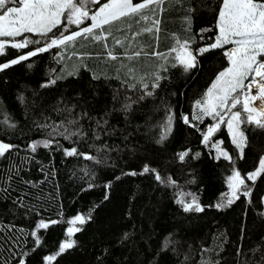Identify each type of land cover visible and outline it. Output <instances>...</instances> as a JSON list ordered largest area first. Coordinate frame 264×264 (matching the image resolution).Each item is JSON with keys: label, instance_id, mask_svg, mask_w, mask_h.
I'll return each instance as SVG.
<instances>
[{"label": "trees", "instance_id": "trees-1", "mask_svg": "<svg viewBox=\"0 0 264 264\" xmlns=\"http://www.w3.org/2000/svg\"><path fill=\"white\" fill-rule=\"evenodd\" d=\"M221 5L222 0H164L162 10L152 17L160 21L158 32H144L132 40L134 33L152 27L151 20L139 25L127 21L120 25L127 29L132 24L126 33L113 30L115 39L127 35L124 48L114 45L113 37L107 40V48L103 41L81 38L67 50L53 47L0 72V121L7 115L16 124L13 129L0 123V140L16 146L0 158L4 177L0 180V264H19L21 258L26 264H46L43 258L57 252L66 239L76 243L48 264H264V175L254 183L247 181L249 197L241 195L224 210L214 207L222 194L230 192L226 181L233 165L223 157L216 159L212 145L222 141L220 148L234 159L239 150L226 123L203 143V134L217 120L207 115L194 119V114H201L195 102L229 67L225 51L232 45L197 55L196 66L187 71L177 47V38L187 40L196 54V49L214 43ZM89 7L95 11L97 6ZM90 23L89 19L79 26L70 24L67 30L58 27L48 36L21 33L20 40L27 37L40 43L12 49L10 42L0 63L45 46L61 31L67 35ZM109 49L118 59L107 56ZM141 49L139 57L128 58ZM153 52L163 53L164 58ZM128 68L134 71L129 73ZM156 75L161 79L153 87ZM57 76L64 78L41 86ZM146 92L152 95L141 100ZM129 104L131 108L125 110ZM235 110H241V105ZM169 116L173 117L171 130L158 143ZM54 128L78 130L82 135L69 140ZM241 130L248 142L235 168L245 175L264 157V130L251 124H242ZM44 140L51 141L48 148L42 144L35 152L29 148L33 141ZM73 147L94 159L66 156L64 149ZM187 150L189 155L181 161L178 154ZM144 165L163 178L171 177L175 184L157 181L153 172L139 174ZM193 196L203 211H184L179 201L191 203ZM77 214L91 219L83 225L69 224ZM41 219L49 227L36 229L42 237L37 245L30 232ZM69 227L81 231L68 237Z\"/></svg>", "mask_w": 264, "mask_h": 264}, {"label": "snow or ice", "instance_id": "snow-or-ice-1", "mask_svg": "<svg viewBox=\"0 0 264 264\" xmlns=\"http://www.w3.org/2000/svg\"><path fill=\"white\" fill-rule=\"evenodd\" d=\"M164 3V0H0V37H17L21 33H36L40 36H48L53 32V29L63 27L67 30L68 25H81L85 20H91V23L86 27H81L77 31H71L70 34L65 35L64 31L60 32L59 36L50 38V43H47L43 47H35L34 50L28 51L26 54H21L16 58L7 60L0 63V72H3L14 65H18L21 62L28 61L29 58L37 56L39 53L48 52L53 47H61L67 50L69 46L79 42L81 38L87 40L91 38L94 41L105 42V48L108 47L107 40L109 37H113L114 45H119L121 48L125 47V41L128 40L125 34L124 39H115L113 30L116 32L130 30L132 24H127V29H122L120 25H124L127 21H133L139 25L141 21L151 20L152 27H145L140 32H136L132 36V40L140 36L144 32H152L153 30L159 31L160 21L158 19H152L155 16L160 5ZM90 5H96V10L92 11ZM162 10V9H160ZM192 10L189 9V12ZM91 13V14H90ZM151 13V16L149 15ZM190 24V17L188 18ZM218 35L214 43L208 47H202L196 49V54L188 48V41L181 42L177 38V47L181 49L182 56L180 57V63L185 66V71L194 68L197 64V55H203L213 49L222 48L225 45H234L231 51H225V56L228 58L229 67L221 71L215 81L208 88L205 96L202 100L195 102V107L201 110L200 115L194 114V119L203 120V116H212L217 120V123L210 125L207 128L206 133L203 134V143H207L216 132L222 123L227 124L228 132L231 137L232 143L239 150V155L234 159L232 155L225 149L220 148L222 141H218L212 146L217 149L216 159L223 157L225 160L230 161L233 165L231 175L227 177V184L230 189L229 193L222 194L221 200L214 205L218 210H224L230 207L240 196L249 197L251 195V188L247 181L253 183L264 175V157L259 161V166L253 171L245 175L235 168L236 159H242L245 147L247 146V137L245 131L241 130L242 124L255 125L256 128L264 130V0H222V5L218 13L217 18ZM208 31V30H201ZM10 42L6 39H0V55H6L5 49ZM39 40H32L30 38H23L21 41L11 42L12 49H25L30 44L38 45ZM127 47L131 48V41L128 42ZM173 51L176 48L172 49ZM77 53L72 52L75 56ZM142 54L141 51L133 52L132 56L139 57ZM147 55V53H144ZM152 55L164 58L163 53L153 52ZM57 56L62 60L64 55L60 52ZM107 56L116 60L118 57L113 54L112 49H109ZM59 62V61H58ZM31 67V65H29ZM126 67L122 65V68ZM119 71V70H118ZM134 69L128 68V72L132 73ZM70 75H74L75 72H70ZM63 76H57L55 79H50L42 87H48L54 85L57 80L63 79ZM94 79H99L98 76H94ZM161 77L156 75L155 83L153 87L159 86V80ZM135 88L136 85H129ZM148 85L145 84L144 88ZM255 89V94H253ZM152 92H146L140 99L143 100L145 96H151ZM259 100L261 106L259 109L253 107V103ZM237 105H241V110H235ZM131 105H125V110L130 109ZM243 113V115H242ZM228 117L225 120V117ZM173 117L169 116L167 122L164 125L165 131L161 134L158 143L167 139V134L171 130V122ZM185 123L189 122L187 116L183 117ZM7 125L8 128H15L16 124L11 122V118L7 115L0 121ZM75 121H69V124H73ZM47 127V126H44ZM59 127H63V124ZM56 134L64 136L65 139H71L72 136L82 135L78 130L76 132H69L65 128L64 132H59L57 128H54ZM42 144L43 147L48 148L51 144L50 140L33 141L29 144V148L35 152L37 146ZM16 146L10 143H6L0 140V158L6 157ZM66 156H84L87 159H94V157L88 156L85 153H80L73 147L71 149H64ZM190 150L179 153V159L184 160L189 155ZM197 156L199 153L196 154ZM153 172L156 173V180L174 185L175 181L171 177L163 178L156 169L150 168L148 165H144L143 171L139 174ZM19 176V170L14 173ZM130 175H137L136 172L128 173ZM4 177L0 176V180ZM9 181L13 180L12 169H9L7 175ZM30 183L29 181H24ZM34 186V185H33ZM92 187V185H89ZM181 195H192L190 193ZM23 205V198H19ZM107 199V196H105ZM179 203L183 206L184 211L201 212L204 208L197 202L195 196L192 197L191 203H185L182 199ZM86 219H91V216L85 217L77 214L71 220L69 224L75 225L79 222L83 225ZM51 224H57V220H51ZM49 224L41 219L36 228L30 232L32 237H35V244L40 245L42 237L37 233L36 229H47ZM23 231V230H22ZM81 231L79 227H69L66 235L71 237L74 233ZM127 234H125V238ZM76 243L74 240L66 239L61 242L59 249L52 255L45 256L43 259L48 264L55 260L58 256L64 253L66 250L71 249ZM25 256L28 253L24 254ZM19 264H26L25 259L21 258Z\"/></svg>", "mask_w": 264, "mask_h": 264}, {"label": "rangeland", "instance_id": "rangeland-1", "mask_svg": "<svg viewBox=\"0 0 264 264\" xmlns=\"http://www.w3.org/2000/svg\"><path fill=\"white\" fill-rule=\"evenodd\" d=\"M0 39H6L8 40L9 42H16V41H21L20 38L17 37H0ZM234 47V45H232V47L229 49V52L231 51V49ZM180 57L182 56V52L180 50V53H179ZM180 59V58H179ZM255 103V104H254ZM253 104L255 105V107L257 109L260 108L261 106V102L259 100L255 101Z\"/></svg>", "mask_w": 264, "mask_h": 264}, {"label": "bare ground", "instance_id": "bare-ground-1", "mask_svg": "<svg viewBox=\"0 0 264 264\" xmlns=\"http://www.w3.org/2000/svg\"><path fill=\"white\" fill-rule=\"evenodd\" d=\"M255 91H256V90H255V89H253V94H255ZM254 104H255V103H254ZM254 104L252 105L253 107H255V105H254Z\"/></svg>", "mask_w": 264, "mask_h": 264}]
</instances>
